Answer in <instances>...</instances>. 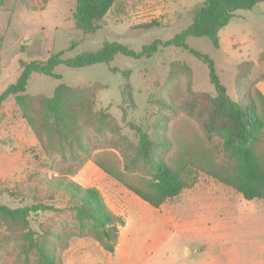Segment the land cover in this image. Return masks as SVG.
Returning a JSON list of instances; mask_svg holds the SVG:
<instances>
[{
	"label": "rangeland",
	"instance_id": "rangeland-1",
	"mask_svg": "<svg viewBox=\"0 0 264 264\" xmlns=\"http://www.w3.org/2000/svg\"><path fill=\"white\" fill-rule=\"evenodd\" d=\"M201 1L115 0L99 29L85 34L74 25L75 0H4L0 9V91L16 80L25 62L44 60L52 53L62 51L61 57L70 58L95 51L106 41L138 51L154 39L166 40L191 22L193 9ZM218 37V48L207 36H189L186 43L213 59L219 80L232 99L238 96L237 65L242 61L253 62L243 82H254L264 91V0L251 9L237 10L218 31ZM71 42L76 45L69 49ZM174 61L186 63L191 70L169 78ZM125 70L129 71L127 76L122 73ZM54 72L59 79L32 73L25 94L51 96L59 83L89 88L97 108L106 110L117 127L115 132H106L108 140L94 141L93 145L99 147L95 152L118 154L107 146L117 137L136 145L137 136L130 123L149 134L163 132L174 142L180 130L192 129L200 134L192 118L181 110L172 112L162 107L158 99L169 95L180 105L189 88L214 94L206 64L177 47L160 46L152 56L140 59L116 54L109 62L81 68L59 64ZM7 101L4 109L12 112L17 107L14 97L9 96ZM11 112L12 126L0 107V204L17 207L36 201L52 203L60 210L31 214V227L72 228L67 197L57 193L49 198L45 182L70 161L58 153L47 156L21 114ZM212 145L216 161L225 160L220 141ZM173 151L167 153L168 158ZM66 177L100 191L110 210L124 223L129 222L126 232L136 249L126 254L117 244L109 253L90 234L72 235L65 248L57 249L56 264H264V200H246L202 171L196 173L192 186L159 207L143 201L92 160L84 161ZM147 246L155 250L148 253ZM0 262L20 263L12 243L0 252Z\"/></svg>",
	"mask_w": 264,
	"mask_h": 264
},
{
	"label": "trees",
	"instance_id": "trees-1",
	"mask_svg": "<svg viewBox=\"0 0 264 264\" xmlns=\"http://www.w3.org/2000/svg\"><path fill=\"white\" fill-rule=\"evenodd\" d=\"M259 1L262 0H203L194 7L187 26L166 40L154 39L144 44L138 51L120 42L106 41L95 51L70 58L61 57L62 51H59L44 60L34 59L22 65L16 80L0 91V104L13 96L42 151L47 156L58 153L62 159L70 161L58 175L46 178L45 182L49 198L57 193L67 197L72 228L42 224L38 230L31 227V214L60 210L52 203L36 201L17 207L0 204V228H3L0 230V252L12 243L20 262L12 264H56L57 249L65 248L72 235L90 234L105 251H115L123 218L110 210L96 187L83 186L66 177L86 160H92L153 207H159L166 199L192 186L198 171L233 188L246 200H264V94L254 82H243L253 62L242 61L237 65L238 96L232 99L219 80L213 59L186 43L189 36H207L218 48V31L228 24L237 10L251 9ZM3 2L0 0V9ZM114 2L75 0V27L85 34L96 32ZM75 45L71 42L69 49ZM160 46L186 49L208 68L214 94L189 88L187 98L180 105L169 95L158 99L162 107L172 112L181 110L192 118L200 134L192 129L180 130L174 142L163 132L149 134L140 125L130 123L137 136L136 145L117 137L104 144L113 147L118 154L107 150L95 152L99 147L93 145L94 141L108 140L106 132H115L117 127L106 110L97 108L95 95L89 88L59 83L51 96L25 94L28 79L34 72L59 79L60 75L54 72L59 64L81 68L109 62L116 54L140 59L152 56ZM190 70L186 63L174 61L170 65L169 78ZM122 73L127 76L129 71ZM215 140L220 141L225 156L220 162L212 153ZM172 148L173 155L168 158L167 153Z\"/></svg>",
	"mask_w": 264,
	"mask_h": 264
},
{
	"label": "crops",
	"instance_id": "crops-1",
	"mask_svg": "<svg viewBox=\"0 0 264 264\" xmlns=\"http://www.w3.org/2000/svg\"><path fill=\"white\" fill-rule=\"evenodd\" d=\"M259 90L264 94V91H262L260 87H259ZM7 100H8V97H7V98H6V99L0 104V107H3L4 115L6 116V118L8 119V121L11 123V121H10V112H11V111L8 112L7 110L4 109V106H5L6 102H8ZM12 100H13V99H12ZM12 110H13V111H12L13 113H15V114H20L19 110L17 111V107L13 108ZM12 112H11V113H12ZM17 112H18V113H17ZM21 120H23L22 117H21ZM11 126H12V123H11ZM13 130H14V132H15L17 138L20 139V138H19V132H18L17 129L14 128V126H13ZM128 226H129V222L126 221V222L124 223V225L120 227V229H119V233H118V239H117V244H119V246H121V250L124 251V252H126V254H127L128 252H130L131 249H136V248H134V246H133V244H132L133 241H131V244L129 243V235H128V233L126 232ZM151 238L153 239L152 236H151ZM117 244H116V245H117ZM115 248H116V247H115ZM145 249L147 250L148 253H151L150 251L155 250V248H152V247H150V246H147V248H145Z\"/></svg>",
	"mask_w": 264,
	"mask_h": 264
}]
</instances>
